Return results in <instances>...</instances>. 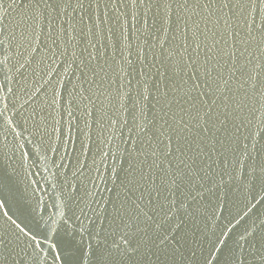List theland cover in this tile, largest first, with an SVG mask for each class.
I'll return each instance as SVG.
<instances>
[{"label":"snow or ice","instance_id":"6c2138e0","mask_svg":"<svg viewBox=\"0 0 264 264\" xmlns=\"http://www.w3.org/2000/svg\"><path fill=\"white\" fill-rule=\"evenodd\" d=\"M101 2L0 0V132L92 157L43 228L0 200V264H264V0Z\"/></svg>","mask_w":264,"mask_h":264},{"label":"water","instance_id":"95a60500","mask_svg":"<svg viewBox=\"0 0 264 264\" xmlns=\"http://www.w3.org/2000/svg\"><path fill=\"white\" fill-rule=\"evenodd\" d=\"M106 3L107 0H102L100 3L101 12L105 10ZM94 12L95 8H93ZM122 22V20L118 21L116 19L114 13L109 12L107 27L113 28L115 36L120 35L119 30ZM77 27H80V25L78 24ZM53 116L60 119V111L53 112ZM69 119L70 117L64 114L61 125L55 126L63 127L66 130ZM88 119V117L80 119L78 121L80 127H83L85 120ZM49 124V131H51V120ZM25 127L28 128V132L23 131ZM16 131L21 132L22 135L16 136L6 129L0 132V200L5 202L10 214L15 213L20 216L23 213L21 219L27 218L28 221L39 224L43 228L44 221H57L60 219L61 211L67 213V209L62 207L65 199L60 187L63 176L58 175L61 172H66V169L58 168L57 165L68 164L72 170H75L77 159L80 163L91 165L92 157L81 155L78 143L75 149H69L66 154L59 143L53 140L52 146L57 147L59 150L55 153L49 151L47 136L44 137L42 143L39 137L30 135L33 131L31 123L25 125L21 122ZM85 131H91L93 142L99 139L97 133L100 129L97 125H93L90 130L85 129ZM5 135L7 139H4ZM29 140L32 142L29 143ZM114 143H119V141ZM21 145H23V148H21ZM95 146V143H93V151H95ZM107 147H110V145H106L105 150H107ZM123 147L121 145V148ZM61 155H65L66 158L61 160ZM81 180L83 184H87V174L81 177ZM81 195H83V192Z\"/></svg>","mask_w":264,"mask_h":264}]
</instances>
